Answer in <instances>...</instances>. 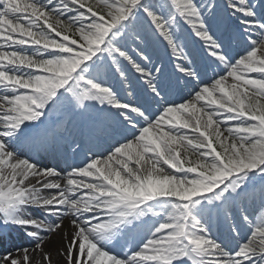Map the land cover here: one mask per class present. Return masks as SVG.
<instances>
[{
    "label": "snow or ice",
    "instance_id": "1",
    "mask_svg": "<svg viewBox=\"0 0 264 264\" xmlns=\"http://www.w3.org/2000/svg\"><path fill=\"white\" fill-rule=\"evenodd\" d=\"M54 113L90 121L71 162ZM52 236L63 264H264V0H0V264Z\"/></svg>",
    "mask_w": 264,
    "mask_h": 264
},
{
    "label": "rangeland",
    "instance_id": "2",
    "mask_svg": "<svg viewBox=\"0 0 264 264\" xmlns=\"http://www.w3.org/2000/svg\"><path fill=\"white\" fill-rule=\"evenodd\" d=\"M216 2L223 3V0H216ZM229 27L228 21L225 20L220 25V30L223 32L225 28ZM231 47L233 50H238V44L235 39L231 41ZM208 76H212V71L208 72ZM123 98L131 99L128 97L126 93H122ZM64 118L62 119L60 113H54L51 117V124L49 125L50 132L55 135V148L59 149L60 152L57 153L59 156L66 158L69 162L73 160V156L71 153V149L68 147L69 144L73 142V140L82 142L85 147L87 146L86 138L89 136L90 132V123L88 122L87 116L81 115H67L63 114ZM65 120V121H63ZM61 124L59 127H54L56 123ZM63 121V122H62ZM47 123V122H46ZM25 152L26 149H23ZM51 158V157H50ZM78 162V160H77ZM63 163V161L61 162ZM65 164V163H64ZM66 165V164H65ZM213 227L216 229V234L214 236L218 238H223L227 231V225L223 222L213 221ZM68 228V226H65ZM221 235H219V234ZM55 237V238H54ZM53 241V243H52ZM50 246L46 248V250H51L53 252V262L54 264H63L62 257H57L55 255V250L61 247V240L59 236H53ZM3 249V247H0Z\"/></svg>",
    "mask_w": 264,
    "mask_h": 264
},
{
    "label": "bare ground",
    "instance_id": "3",
    "mask_svg": "<svg viewBox=\"0 0 264 264\" xmlns=\"http://www.w3.org/2000/svg\"><path fill=\"white\" fill-rule=\"evenodd\" d=\"M61 117H62V119L64 118V115L63 114H61ZM63 121H65V120H63ZM62 121V122H63ZM88 122L90 123V121H89V119H88ZM62 124V123H61ZM61 124H59V121H58V123H56V124H54L55 126V128L56 127H59ZM62 126V125H61ZM55 140H56V138H55ZM88 140H89V136H87V138H86V141H87V143H88ZM56 151H57V153H59L60 152V150L59 149H57L56 148ZM22 152H25L23 149H22ZM47 159V161H48V163H52V159L50 158V157H47L46 158ZM66 168V165L64 164V163H60V165H59V170H64ZM34 182V181H33ZM68 224H69V222H68V220H65L64 221V226H68ZM69 231H70V229H69ZM212 231H213V235L214 234H216V229H215V227H213L212 226ZM219 234V233H218ZM219 235H221V234H219ZM52 238H53V236H52ZM55 238V237H54ZM51 241H52V239H51ZM51 243V242H50ZM50 243H46L45 245H44V247H45V249L48 247V246H50ZM52 243H53V241H52ZM16 244L17 245H23V246H27V247H31V245L29 244V242H28V240L27 239H17L16 240ZM3 250L4 249H1L0 248V253H2L3 252ZM37 259H38V257H37Z\"/></svg>",
    "mask_w": 264,
    "mask_h": 264
}]
</instances>
